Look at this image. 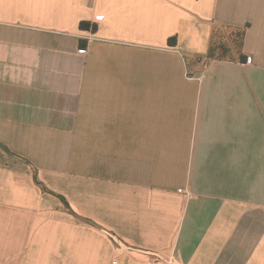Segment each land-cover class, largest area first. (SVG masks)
Wrapping results in <instances>:
<instances>
[{"label":"crops","instance_id":"crops-1","mask_svg":"<svg viewBox=\"0 0 264 264\" xmlns=\"http://www.w3.org/2000/svg\"><path fill=\"white\" fill-rule=\"evenodd\" d=\"M115 263L264 264V0H0V264Z\"/></svg>","mask_w":264,"mask_h":264},{"label":"trees","instance_id":"trees-1","mask_svg":"<svg viewBox=\"0 0 264 264\" xmlns=\"http://www.w3.org/2000/svg\"><path fill=\"white\" fill-rule=\"evenodd\" d=\"M248 27L249 24H246L244 27H234L230 25L214 23L207 51L208 61L218 59L246 62L247 56L244 53V40ZM81 28H92L93 30H96L97 26L91 25V23L89 22H82ZM226 29L230 30L229 34L226 33ZM169 43L172 46H175L177 43V37L173 36L169 38ZM35 180L37 184L46 189L43 184L37 179V177H35ZM64 201L66 206L70 208L68 202L65 199ZM86 220L90 222L89 219Z\"/></svg>","mask_w":264,"mask_h":264},{"label":"rangeland","instance_id":"rangeland-1","mask_svg":"<svg viewBox=\"0 0 264 264\" xmlns=\"http://www.w3.org/2000/svg\"><path fill=\"white\" fill-rule=\"evenodd\" d=\"M225 31H226V33H227V34H229V33H230V30H228V29H226Z\"/></svg>","mask_w":264,"mask_h":264},{"label":"built area","instance_id":"built-area-1","mask_svg":"<svg viewBox=\"0 0 264 264\" xmlns=\"http://www.w3.org/2000/svg\"><path fill=\"white\" fill-rule=\"evenodd\" d=\"M115 264H117V263H115Z\"/></svg>","mask_w":264,"mask_h":264}]
</instances>
